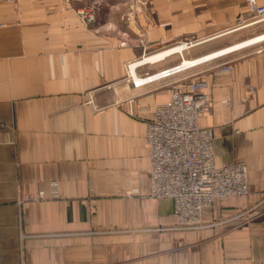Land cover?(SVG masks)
I'll return each instance as SVG.
<instances>
[{
  "label": "crops",
  "instance_id": "obj_1",
  "mask_svg": "<svg viewBox=\"0 0 264 264\" xmlns=\"http://www.w3.org/2000/svg\"><path fill=\"white\" fill-rule=\"evenodd\" d=\"M82 1L0 0V264H264V40L236 47L264 20L247 0H92L85 24ZM200 79L216 165L246 162L250 194L181 230L151 197L147 123Z\"/></svg>",
  "mask_w": 264,
  "mask_h": 264
},
{
  "label": "built area",
  "instance_id": "obj_2",
  "mask_svg": "<svg viewBox=\"0 0 264 264\" xmlns=\"http://www.w3.org/2000/svg\"><path fill=\"white\" fill-rule=\"evenodd\" d=\"M247 2L255 18L264 20V4L257 0ZM77 13L85 24L95 21L92 12L84 9ZM181 69L178 66L144 80L167 77ZM207 89L204 79L193 81L188 89L175 88L171 100L159 106L147 123L151 197L173 203V214L181 230L203 228V212L215 202L250 194L246 162L216 165L213 130L200 124L201 117L211 108ZM39 198L43 199L42 193Z\"/></svg>",
  "mask_w": 264,
  "mask_h": 264
},
{
  "label": "bare ground",
  "instance_id": "obj_3",
  "mask_svg": "<svg viewBox=\"0 0 264 264\" xmlns=\"http://www.w3.org/2000/svg\"><path fill=\"white\" fill-rule=\"evenodd\" d=\"M262 40H264V35L259 36V37L255 38V39H253V40L248 41V42H244L243 44L238 45V46H236V47L239 48V47L247 46V45H249V44L256 43V42H259V41H262ZM183 48H184V46H180V47H177V48H175V49H171V50H169V51H166V52H164V53H160V54H157V55H154V56H150V57L146 58L145 61H155V60L161 59V58H163L164 56H166L167 54H170V53H172V52H174V51H180V52H183ZM234 48H235V47H234ZM218 55H220V54H218ZM218 55H215V56H218ZM213 56H214V55L208 56L206 59L212 58ZM185 64H187V63H185ZM134 67H135V65H132V69H133ZM139 80H140V81H137L138 84H140V83H141V84H142V83H145V80H141V79H139ZM39 199H40V198H39Z\"/></svg>",
  "mask_w": 264,
  "mask_h": 264
},
{
  "label": "rangeland",
  "instance_id": "obj_4",
  "mask_svg": "<svg viewBox=\"0 0 264 264\" xmlns=\"http://www.w3.org/2000/svg\"><path fill=\"white\" fill-rule=\"evenodd\" d=\"M74 1H78V0H74ZM87 1V2H86ZM92 0H83L82 1V3H85V5L84 6H82L81 8L80 7H78L79 9L78 10H76V12H79V11H82V10H87V11H89V12H92L93 14H94V16H95V21H93V22H91V24L92 23H94V22H96V18H97V13H98V10H97V8H96V6L97 5H95L94 3H96V2H91ZM91 3V4H90ZM259 3V2H258ZM78 14V13H77ZM91 14V13H90ZM166 78V77H165ZM148 82H151V81H148ZM192 83V82H191ZM191 83L188 85V88L190 87V85H191ZM208 83V82H207ZM188 88H186V89H188ZM207 91H208V93L210 94V86H209V84H208V89H207ZM173 94V93H172ZM172 94H171V97H172ZM210 96H211V94H210ZM171 97L169 98V100H167L165 103H163V104H160V105H158L156 108H155V110L159 107V106H161V105H164V104H167L170 100H171ZM211 104H212V98H211ZM211 109V108H210ZM25 197V199H26V197L27 196H24Z\"/></svg>",
  "mask_w": 264,
  "mask_h": 264
}]
</instances>
